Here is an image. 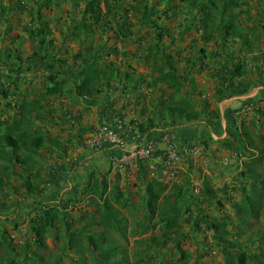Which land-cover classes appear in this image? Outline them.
I'll use <instances>...</instances> for the list:
<instances>
[{"label": "rangeland", "instance_id": "1", "mask_svg": "<svg viewBox=\"0 0 264 264\" xmlns=\"http://www.w3.org/2000/svg\"><path fill=\"white\" fill-rule=\"evenodd\" d=\"M85 1L72 0L59 8L44 11L52 34L48 36V42L43 48L36 37L38 22L31 19L27 9L28 4L22 1L18 6L13 5L8 13L0 10V84L10 89L8 98L0 94V115L12 116L19 108L21 94L17 88L28 86L33 92L43 91L50 83L47 80L48 75L54 70L60 71L61 76L66 77L63 95L57 99L52 97L46 99L47 113L38 122L43 123L50 137L60 136L67 147L61 152L55 151L50 162L63 160L67 155L73 158L72 160L75 159L72 162L66 161L71 168L67 165L64 168H54L51 176L56 182L66 179L67 171L70 170L69 183L64 181V186L60 188L56 184L57 187L52 185L46 190L53 191L49 194L50 199L48 196L45 197L46 206H56L62 216L57 219V223L63 225L62 223L67 220L71 222L73 228L82 227L87 221L81 219L84 214L88 213L90 217L95 211V206L91 204L89 196L82 193L80 186L87 182L88 175L94 168L103 174L107 173L112 186L124 191L132 202L139 201L137 191L142 185V179L138 170L128 169L122 174L115 173L110 169L112 153L110 155L108 153L113 148L89 147L91 155H88L87 137L92 131L91 127L102 121H116L117 118L129 125L126 126L128 133H133L136 122L144 120L153 109V104L159 95L157 87L160 85L158 82L156 87L147 88V84L159 74L157 71L159 65L153 58L154 54H157L154 52L158 40L157 31L151 24L137 23L134 17L136 0H111L112 14L116 17L103 32L99 30L96 32L95 43L102 45L101 53L105 59L115 60L124 68L131 70L135 68L140 75L132 85L128 84L126 87L113 83L104 93L108 99L102 96V102L97 106L86 108L83 103H71L69 90L75 85L73 74L80 66V62L71 57V54L77 51L78 44L68 36L69 23L72 18L81 16ZM2 2L6 4L9 1L2 0ZM243 5L252 8L254 15L252 23L257 26L253 52L246 51L239 40L233 38H228L225 43L219 39L203 43L199 39L201 23L195 16L196 11L187 7L183 0H173L170 8L166 9L168 10L166 14L165 4H160V22L164 28V38L161 43L178 61V72L188 76L189 81L195 83L192 87L188 81L185 93L187 92V96L202 110L201 118L194 121L195 123L170 122L169 127L172 130L163 133L162 137L168 134L173 140L191 141L203 146L211 159L205 174L215 184L225 189L223 194L229 198V201H224L222 206L205 202L197 207L187 203L186 209L180 216V232L173 236L166 246L153 247L150 253L152 259L140 257L143 255V249L149 247L139 242L140 238L149 234L151 230L149 233H144L131 209L122 208L121 212L126 218L123 234L108 230L106 235L111 244L119 247L118 259L121 257L126 259L125 264H239L238 250L243 248L248 251L250 257L246 264H264V206L257 215L243 216V219L239 218L234 207L243 197L242 186L246 184L253 191L254 176L260 173L264 177V149L261 148L260 142V135L264 133V0H244ZM34 52H39V56H34ZM254 52H257L258 56L253 57ZM67 56H70L69 63L63 68L64 63L61 59ZM240 62L244 64L241 68L245 72L243 76H233L232 72ZM18 63L20 64L16 65ZM253 65L256 67L252 68ZM15 78L17 84L13 83ZM219 89L221 92H218ZM258 89L261 92L257 95ZM235 95L240 97L234 112L240 109L241 113L236 116L232 114L233 123L218 130H224L226 134V128L237 122H239L237 126L243 124L248 129L251 139L248 141L245 139V146L240 151L244 157L242 162L239 157L220 146V131H217L215 142L212 139L214 136L211 138L209 135L210 128L214 129L212 121L222 120L220 108ZM9 101L11 106L7 105ZM228 105L231 106V103ZM67 115L72 116L66 120ZM181 126L185 129L182 131L184 134L177 130ZM82 128H85V131L81 138L79 132ZM188 129H192L191 137H185L191 131L188 133L186 131ZM207 142L209 148L205 147ZM45 153L48 156L52 152L48 150L47 153L46 150ZM225 156L230 158L227 163L225 160L224 163L222 162ZM95 159L97 162L93 163ZM246 162H250L252 166L247 167ZM51 163H42L45 173L48 172ZM200 172V169L193 170L196 177H199ZM144 176L147 181L151 179L146 173ZM13 180L17 183L19 178L15 177ZM198 180L202 187L204 180ZM260 182L262 195L257 196V199L264 201V178H261ZM74 185L79 187L75 190ZM171 185L169 184V187ZM193 194L196 193L190 191L188 196L190 200ZM42 200L43 198L37 195L33 198V202L37 205ZM26 208L31 207L26 206ZM15 209H20L19 204L12 208L0 207V264H3L7 256L9 260L15 257L14 253L17 249H14V253L12 250L15 244L23 247L18 249L23 251L19 257L20 264H56L59 259L61 264H96L92 251L80 237H76V246L69 248L66 247L61 232H58L59 237L48 235L45 238L46 246L37 247L36 236L31 231L30 219H36L39 213L42 214L43 206L40 205V211L33 217L28 216L19 220L15 217ZM141 210L143 212L144 208ZM225 214L231 216L232 222L229 228L234 230V235L228 238H232L236 243L234 247H227L228 257L222 247L215 244L205 227L197 231L195 225L198 215L218 219ZM89 230L101 233L103 228L90 227ZM62 248L64 250H61ZM179 248L186 252L185 255ZM254 254L258 258L253 257Z\"/></svg>", "mask_w": 264, "mask_h": 264}, {"label": "trees", "instance_id": "2", "mask_svg": "<svg viewBox=\"0 0 264 264\" xmlns=\"http://www.w3.org/2000/svg\"><path fill=\"white\" fill-rule=\"evenodd\" d=\"M8 1L5 4L0 0V10L6 13L11 10L13 5L18 6L22 1L28 4L27 9L31 19L38 22L36 37L43 48L48 42V36L52 34L44 11L59 8L72 0ZM136 1L134 17L137 23L141 25L151 24L157 31L158 40L154 46V52L157 54H154L153 58L154 62L159 65L157 70L159 74L147 84V88L156 87L160 82L157 87L159 95L153 104V109L144 120L136 122V129L145 134L154 129H159L168 119L173 122L186 123L199 120L202 116V110L187 96V92L185 93L189 78L178 72V61L161 43L164 38V28L160 22V4H165L164 11L167 14L168 10L166 9L170 8L173 0ZM183 1L187 7L196 11L195 16L199 18L201 23L200 41L209 43L219 39L225 43L228 38L238 39L246 51L253 52L257 26L252 23L254 17L252 8L244 6V0ZM112 8L111 0H86L81 10V16L72 18L69 23L68 36L72 37L74 42L78 44L77 51H74L71 57L80 62V66L73 74L75 85L69 90L70 101L73 104L83 103L86 108L97 106L102 102V96L108 99L104 93L113 83L126 87L128 84L132 85L136 77L140 75V72L135 68L132 70L124 68L115 60L105 59L101 53L102 45L95 43L96 32L98 30L103 32L116 17L115 14H112ZM33 54L39 56V52ZM68 57L70 56L58 58L64 63V65L62 64L63 68L69 63ZM44 58L43 56L42 59ZM242 65L244 64L241 62L236 65L232 72L233 76L244 74ZM65 78L61 76L60 71L54 70L48 75L47 80L50 83L43 91L33 92L28 86L17 88L21 94L19 108L12 116L0 115L1 208L9 207L12 198L16 201L30 200L32 197L42 194L48 182L53 178L47 176L41 166L42 160L47 157L45 151L48 152L49 147H53L55 151H63L66 146L60 136L50 137L47 133L48 130L45 133V126L39 124L38 121L42 115L47 113L45 109L46 99L49 97L57 99L63 95ZM13 83H18L17 78L13 80ZM136 83L137 81L134 85ZM189 84L192 87L195 86L194 82L189 81ZM9 92L8 87L0 84V94L8 98ZM218 92H221V89ZM7 105L11 106V102L9 101ZM102 115L104 116V112ZM84 131L85 129L82 128L79 137H83ZM212 139L213 142L216 141L214 138ZM245 139L247 141L251 139L248 129L243 124L241 126L234 124L226 128V135L221 137L219 142L222 148L239 152L240 157L242 156L240 151L245 146ZM260 142L261 148L264 149V133L260 135ZM205 147H210L209 142L205 143ZM250 162H246L247 167L252 166ZM143 172L144 166L140 165L139 174L142 185L137 191L139 201L132 202L124 191H119L112 186L107 173L103 174L94 168L89 173L87 182L80 185L82 193L88 195L91 204L95 206L93 215L88 217V213H85L81 218L87 219L85 224L82 227L73 228L71 222L65 219L66 217H64L66 222H63V225L58 224L57 219L62 217L58 208L46 206L43 208L42 214L37 213L36 219H30L31 231L36 236V246L45 247L46 236L59 237L58 232H61L65 245L69 248L75 247L76 237H80L81 241L92 251L96 264H125L126 259L122 257L118 259L119 247L110 243L106 232L113 230L120 235L123 234L126 218L121 209L128 207L137 217L143 232L149 233L151 230L149 234L140 238L139 242L145 243L149 247L146 250L143 249V255L140 257L152 259L150 253L153 247L166 246L172 237L180 232V216L186 209L187 203L197 207L200 203L205 202L222 206L224 201H229V198L223 194L225 189L215 184L206 174L202 177L204 181L199 193L193 195L192 200H190L188 196L193 190L190 186L191 182L174 183L169 187L168 183L157 179L147 181ZM15 177L19 178L17 183L13 180ZM261 178L264 177L260 173L254 176L253 191L246 184L242 186L243 197L234 205L240 219H243V216L257 215L264 206V201L257 199V196L262 195L259 186L261 185ZM77 187L79 186L74 185L75 190ZM142 208H144L143 212ZM231 222V216L228 214L218 219L207 215H198L195 225L197 231L205 227L204 229L210 233L215 244L222 247L223 252L228 257L227 247L236 245L235 240L228 238L234 235L233 228H229ZM90 227H102L103 231L101 233L91 231L89 230ZM259 235L261 234L259 233ZM8 246L10 247V244ZM14 249H17L16 253H14ZM18 249H23V247L15 244L12 248L15 257L9 260L7 259L9 256H7L3 264H20L19 257L23 251ZM179 249L185 255L186 252L181 248ZM253 257L258 258L256 254ZM249 258L246 249L238 250L239 264H246ZM56 264H61V260H57Z\"/></svg>", "mask_w": 264, "mask_h": 264}, {"label": "built area", "instance_id": "3", "mask_svg": "<svg viewBox=\"0 0 264 264\" xmlns=\"http://www.w3.org/2000/svg\"><path fill=\"white\" fill-rule=\"evenodd\" d=\"M115 121V120H114ZM114 121H102L95 125L87 137L90 148H113L110 157V169L115 173H124L128 169H137L144 166V172L151 179L164 183L174 184L191 182L192 191L199 193L201 184L198 179H203L211 160L205 148L191 141L180 142L173 140L165 134L161 141L164 146H159L157 140L137 137L130 138L129 125L117 118ZM227 152H230L226 150ZM238 157L237 154L234 153ZM228 156L222 160L228 162ZM242 161V157H239ZM230 159V158H229ZM200 169L199 177L193 170Z\"/></svg>", "mask_w": 264, "mask_h": 264}, {"label": "crops", "instance_id": "4", "mask_svg": "<svg viewBox=\"0 0 264 264\" xmlns=\"http://www.w3.org/2000/svg\"><path fill=\"white\" fill-rule=\"evenodd\" d=\"M254 56H258V54H257V52H254L253 53V57ZM256 66H252V68H255ZM237 76H243V75H237ZM261 87V86H260ZM259 87V88H260ZM259 92H261L260 91V89H258L257 90V95L259 94ZM111 95V94H110ZM239 95H235V96H233L232 98V100H228L227 102H226V104L225 105H223L222 107H224V108H220V111H221V118H222V120H218V121H212V124L214 125L213 127H214V129L212 130L210 127V133H209V135H211L212 137L214 136V137H216L217 138V131H220V133H219V136H223V134L225 135V131L224 130H218V129H221L222 127H226V125L228 124L229 125V123H233V117H232V114H234L235 116L237 115V114H240L241 113V110L239 109V111H237V112H234V110H235V107H237L236 105L239 103ZM235 98V99H234ZM229 103H231V106H229L228 104ZM238 108H239V106H238ZM118 113H120V111L118 112ZM117 113V115H120V114H118ZM115 115V114H114ZM113 115V116H114ZM116 115V116H117ZM72 116V115H71ZM70 115H67L65 118H66V120L67 119H69L70 117H71ZM111 116V115H110ZM42 118H44V116L42 115L41 116V118L40 119H42ZM78 118H80L79 116H78ZM102 117H99V119H101ZM112 119H114V118H112ZM170 122H172V121H170V119H168L167 120V122L165 123V124H163L159 129H154L153 131H151V132H149V133H145V134H142L141 133V135L142 136H144V137H150V138H156V139H159V140H161V138H162V134L163 133H165V132H168L169 130H172L171 129V127H169L170 126ZM173 123V122H172ZM237 123H239V122H237ZM236 123V124H237ZM43 124V123H42ZM184 124H186V123H184ZM175 125V124H174ZM177 125V124H176ZM167 127H169V128H167ZM166 128V129H165ZM85 129V128H84ZM193 129V128H192ZM192 129H188V130H186L188 133H189V131H190V133L188 134V135H186L185 137H191V135H193L192 134ZM175 130V129H174ZM179 132H181L182 133V131H184L185 129H183V127L181 126V127H178V129H177ZM45 133H46V129H45ZM138 132L137 131H135V130H133V137H137L138 136V134H137ZM182 134H184V132L182 133ZM191 134V135H190ZM81 139V138H80ZM53 148V147H52ZM52 148H50L49 147V152H52L51 154H49L43 161L44 162H49V163H51L50 162V159L53 157V154H54V152H55V150H54V148L52 149ZM65 150H66V148H65ZM91 149H89V146H88V148H87V151H86V153L88 154V155H91L90 154V151ZM61 152V151H60ZM72 152V151H71ZM114 152V150H110V152H108L109 154H111V153H113ZM48 153V152H47ZM69 153V152H68ZM86 154V155H87ZM69 155H67L66 156V158L65 159H63V160H58V161H56V160H53L52 161V163H51V166H49V170H48V172L47 173H45L47 176H50L51 177V174L53 175V171H54V168H63L64 166H68V168H71V166L69 165V164H67V162H72V161H74V160H72L73 158H69L68 157ZM75 157V156H74ZM76 157H79V156H76ZM75 157V158H76ZM81 158V157H80ZM99 159V158H98ZM96 161H94L93 163H96L97 162V159H95ZM67 161V162H66ZM99 161H100V159H99ZM44 162H42V163H44ZM54 167H53V166ZM52 169H53V171H52ZM131 170H134V168H132ZM136 170V169H135ZM134 170V171H135ZM138 170V169H137ZM51 171H52V173H51ZM133 171V172H134ZM69 172H70V170H69ZM68 171H67V176H66V179H64L63 181L62 180H58L57 182H56V180H54V178H52L49 182H48V184H47V187H46V189L44 190V192L42 193V194H39V195H37V196H40L41 198H43V200H42V202L41 203H39V205H37V204H35L34 202H33V198L35 197L36 198V196H34V197H32L30 200H22V201H16V200H14V198H12L11 199V203H10V206H9V208L11 207L12 208V206H16V205H18L19 204V207H20V209H15V211H14V214H15V217L17 218V220H19V219H23V218H25V217H33L34 215H36L37 213H38V211H40L39 210V207H40V205L41 206H43V208H45L46 207V198L45 197H49V199H50V196H49V194H52L53 193V191H46L47 189H49V188H51L52 187V185H54L55 187H57L56 185H58V187L60 188V187H62V186H64L63 185V182L65 181V182H67V183H69V177H70V173H69ZM56 184V185H55ZM67 186V185H66ZM69 187V186H68ZM32 201V202H31ZM26 206H29V207H31V208H26ZM14 217V218H15ZM15 218V219H16Z\"/></svg>", "mask_w": 264, "mask_h": 264}, {"label": "clouds", "instance_id": "5", "mask_svg": "<svg viewBox=\"0 0 264 264\" xmlns=\"http://www.w3.org/2000/svg\"><path fill=\"white\" fill-rule=\"evenodd\" d=\"M116 118V117H115ZM132 129V128H131ZM134 130H136L138 133L137 134H139L140 135V137H143V138H150V137H144V136H142L141 135V132H139L137 129H134ZM133 133H130V138H132L133 137V135H132ZM143 134V133H142ZM226 135V134H225ZM213 138H215V137H213ZM152 139H155V140H157V142H158V144H159V146H161L163 143H162V141L161 140H159V139H156V138H152ZM162 139V138H161ZM216 139V138H215ZM204 145V144H203ZM226 150H228V151H230L229 149H226ZM230 153H235V154H237L238 155V157H239V153H236L235 151H230ZM113 154V153H112ZM110 155V154H109ZM241 155V154H240ZM240 157H242V160H243V156H240ZM242 162V161H241ZM138 169V172H139V167L137 168ZM143 173H145V172H143Z\"/></svg>", "mask_w": 264, "mask_h": 264}, {"label": "bare ground", "instance_id": "6", "mask_svg": "<svg viewBox=\"0 0 264 264\" xmlns=\"http://www.w3.org/2000/svg\"><path fill=\"white\" fill-rule=\"evenodd\" d=\"M192 191V190H191ZM194 195V194H193ZM197 195V194H196Z\"/></svg>", "mask_w": 264, "mask_h": 264}]
</instances>
